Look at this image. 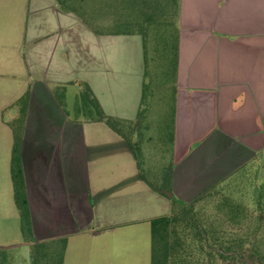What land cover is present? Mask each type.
<instances>
[{
  "label": "crops",
  "instance_id": "1",
  "mask_svg": "<svg viewBox=\"0 0 264 264\" xmlns=\"http://www.w3.org/2000/svg\"><path fill=\"white\" fill-rule=\"evenodd\" d=\"M176 1L179 66L171 184L179 200L192 203L250 165L264 162V0ZM145 68L143 38L138 33H96L76 14L63 11L58 0H0V120L13 137L10 123L21 114L17 103L29 92L22 151L31 126L37 129L31 124L34 118L49 108L51 118L83 124L86 167L92 159L107 158L102 166L109 167V183L137 182L131 175L116 174L118 151L128 155V166L134 162L126 139L104 122L72 120L62 102L65 105L70 86L78 87L80 94V82H84L106 115L134 123L142 104ZM6 81L8 95L4 93ZM9 109L11 114L4 116ZM50 129L58 134L55 127ZM66 129L64 140L61 129L51 146L59 158L61 142L65 150L69 148L71 130ZM4 155L0 138V163ZM52 160L54 166V156ZM62 162L58 165L61 174ZM92 173L88 169L85 177L104 179ZM26 186L38 242L33 215L35 208L43 209L46 199L37 200ZM117 189L110 199L117 197ZM132 189L138 199L157 195L169 201L172 212L171 201L146 183ZM3 192L0 187V213ZM125 197L129 195L117 198Z\"/></svg>",
  "mask_w": 264,
  "mask_h": 264
},
{
  "label": "rangeland",
  "instance_id": "2",
  "mask_svg": "<svg viewBox=\"0 0 264 264\" xmlns=\"http://www.w3.org/2000/svg\"><path fill=\"white\" fill-rule=\"evenodd\" d=\"M159 1L165 3V0ZM136 4L137 0H130L124 4L125 8H118L120 4L115 0H72L69 3L75 9L86 12L85 18L92 21L94 28L104 33H124L126 30L137 32L139 27L134 24L123 25V20L134 22V19L142 14L141 4L138 6ZM170 9L172 12L169 21L177 25L178 7L170 5ZM88 14H91V17ZM172 24L171 27L174 26ZM154 35L155 30L151 31L150 49L156 45ZM151 70L158 71L153 62ZM150 74L153 84L147 117L143 123L133 125L131 128L127 127L125 131L141 155L145 173L151 179H157L173 168L175 83L172 71H167L166 67L163 75L157 73L154 79L152 72ZM7 84L6 81L5 95H8ZM78 92L76 86L67 89L64 108L72 120H88L89 115L80 112L83 102ZM40 105L47 108L43 103ZM48 109L47 112L34 118L31 124H35L37 129L31 126L22 151L26 183L30 193L31 195L34 193L37 200L43 196L46 199L43 209L35 208L33 215L36 235L40 239L38 242L67 238L64 264H152L150 222L153 218L170 215V202L163 201L164 199L157 195H152L154 197L149 200L133 197L132 187L145 184L138 179L140 171L136 158L133 159L135 155L132 157L133 165L128 166V155L118 151L115 158L116 174L118 177L131 175L137 182L109 183L107 180L109 167L102 166L103 163H107V158L92 159L90 167H86L87 150L82 134L83 124L73 121L68 124L64 121L62 123L58 116L51 118L52 114ZM10 114L9 109L4 116ZM2 123L0 120V138H3L5 147L4 161L0 163V187L4 191L3 212L0 213V264H31V244L24 241L13 189L12 132ZM52 127L58 130L57 135L52 134L50 129ZM61 129L63 140L64 130L70 129L71 132L66 143L69 144V148L67 145L65 150L66 146L62 141L59 158L58 153L55 154L51 146L56 142L55 138L60 136ZM125 144L127 143L122 146ZM122 146H118V149ZM132 153L134 154L133 150ZM53 156L54 166H51ZM61 160L66 178L64 173L61 174V169L60 171L58 169ZM88 169L93 171L94 178L104 177V179L88 180L85 177ZM114 187L118 188L117 197L128 194L129 198L110 199ZM224 187L223 194L198 200L194 205V211L211 229L218 228V222L215 220L224 219L222 221L225 222L227 229L237 238L238 235L241 236L244 232L254 229L256 219H243L241 223L236 224L229 220V207H223L222 204L226 200L225 196L228 195L242 207H249L250 211H257L259 206L264 209V162L244 169L239 175L228 180ZM60 201L63 203L62 207L59 206ZM98 231L100 233L96 234ZM259 238L264 251V237ZM243 264H256V259L244 258Z\"/></svg>",
  "mask_w": 264,
  "mask_h": 264
},
{
  "label": "trees",
  "instance_id": "3",
  "mask_svg": "<svg viewBox=\"0 0 264 264\" xmlns=\"http://www.w3.org/2000/svg\"><path fill=\"white\" fill-rule=\"evenodd\" d=\"M115 1L120 4L118 8H125L124 4L130 0ZM58 2L63 11L76 14L82 21L92 27L96 33H104L94 28L91 24L92 21L85 18L87 15L86 12L79 11L72 7V5H69L72 0H58ZM81 2L83 3L84 1ZM140 4L142 14L138 13L139 16L134 19V22L128 19L123 20V25L130 26L134 24L136 27H139L137 32H127L128 30H126L124 33L140 34L144 44L145 82L142 104L137 120L134 123L126 122L106 115L87 83L80 82L82 90L79 96L83 102L82 108H80L81 114L85 113L89 115L90 118H88V121L106 123L116 133L124 137L134 152L140 176L144 182L152 190L171 201L172 212L170 215L153 219L150 222L152 233V264H243L244 258L256 259V264H264V251L261 246V239L259 238L264 237V209L262 207L259 206L257 211H250L249 207H242L241 204L234 202L235 200L228 195L225 196L226 200L222 206L229 207L228 215L230 221L238 224L243 219H256L254 229L246 231L241 236L238 235L235 238V235L227 229L225 222L222 221L224 219L219 218L215 220V222H218V228L211 229L207 226V222L197 216L194 211L195 203L203 197L206 198L214 196L215 194H223L222 191L225 188L224 185L226 182L212 188L194 202L185 203L179 200L173 193L171 184L172 170H169L168 173H163L157 179H151L145 173L141 155L133 145L131 138L127 135L125 128H131L133 125L143 123L147 117L148 101L151 96V86L153 84L151 83V72L154 79L157 73L163 75L165 67L167 71H172L175 83L174 92L176 91L179 66V30L174 22L169 21L172 12L170 5L177 6L176 0H165V3H161L159 0H137L136 6ZM81 8L84 7L81 6ZM88 15L91 17V14ZM171 24L174 26L171 27ZM153 30H155L154 41H156V45L150 49V37L151 31L153 32ZM152 62L156 66L157 72L151 70ZM28 102L29 92L17 103L20 107V117L10 123L14 137L12 182L15 202L20 214L24 241L31 244V264H64V255L68 242L67 238L47 242H36L34 239L22 160V144ZM62 106L65 107L63 102ZM174 109L175 93L173 114ZM251 166L253 165L249 167Z\"/></svg>",
  "mask_w": 264,
  "mask_h": 264
}]
</instances>
